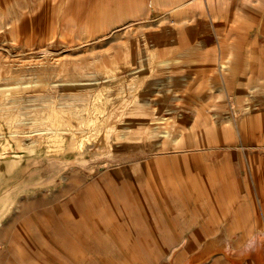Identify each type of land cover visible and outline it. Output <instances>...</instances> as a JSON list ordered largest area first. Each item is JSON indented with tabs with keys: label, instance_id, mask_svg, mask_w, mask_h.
I'll return each instance as SVG.
<instances>
[{
	"label": "rangeland",
	"instance_id": "374dc122",
	"mask_svg": "<svg viewBox=\"0 0 264 264\" xmlns=\"http://www.w3.org/2000/svg\"><path fill=\"white\" fill-rule=\"evenodd\" d=\"M237 256L264 264V0H0V264Z\"/></svg>",
	"mask_w": 264,
	"mask_h": 264
},
{
	"label": "crops",
	"instance_id": "0c3cea01",
	"mask_svg": "<svg viewBox=\"0 0 264 264\" xmlns=\"http://www.w3.org/2000/svg\"><path fill=\"white\" fill-rule=\"evenodd\" d=\"M210 10H212V9H210ZM216 59L217 60H227V59H232L233 60V59H235V57H228V55L219 54L218 57H216ZM246 66H249V65H246ZM250 71H253V69L252 70L250 69ZM249 75H251V76L249 77ZM247 77H248V80L250 81V83H252L253 78H254L253 72L251 74L248 73L245 78H247Z\"/></svg>",
	"mask_w": 264,
	"mask_h": 264
},
{
	"label": "bare ground",
	"instance_id": "6f19581e",
	"mask_svg": "<svg viewBox=\"0 0 264 264\" xmlns=\"http://www.w3.org/2000/svg\"><path fill=\"white\" fill-rule=\"evenodd\" d=\"M226 253V252H225ZM228 255V254H227ZM244 256V255H243ZM246 256V255H245ZM243 258H240L239 256H237V258H234V264H238V262H242Z\"/></svg>",
	"mask_w": 264,
	"mask_h": 264
}]
</instances>
